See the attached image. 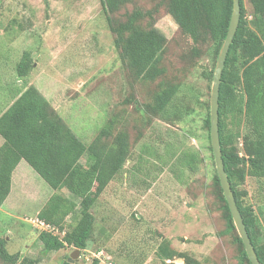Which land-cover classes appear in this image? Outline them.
<instances>
[{"label":"rangeland","instance_id":"1","mask_svg":"<svg viewBox=\"0 0 264 264\" xmlns=\"http://www.w3.org/2000/svg\"><path fill=\"white\" fill-rule=\"evenodd\" d=\"M245 6L251 18L254 5L245 0ZM136 8L146 17L143 26L158 28L168 39L161 54L166 74L152 82L133 77L121 59L101 0H1L0 115L7 90L26 87L17 66L30 52L34 66L27 82L50 98L84 144L90 145L112 116L121 122L115 135L129 134L131 156L117 179L122 184L109 187L96 204L95 241L79 251L76 264L94 258L102 264H165L158 257L164 239L201 264H238L231 238L220 236L226 226L213 188L217 168L206 127L218 60L214 41L206 28L200 44L184 34L166 0H134L114 17L124 20ZM171 83L181 86L173 101L181 119L149 118V124L136 104L150 103L162 84ZM193 152L200 157L197 172L184 164V156ZM262 184L248 177L241 189L264 234ZM13 188L10 205L0 211V237L7 238L8 251L36 264L69 261L75 248L44 251L41 229L34 224L55 191L26 161ZM72 221L67 218L66 230ZM167 262L184 264L185 259Z\"/></svg>","mask_w":264,"mask_h":264},{"label":"trees","instance_id":"2","mask_svg":"<svg viewBox=\"0 0 264 264\" xmlns=\"http://www.w3.org/2000/svg\"><path fill=\"white\" fill-rule=\"evenodd\" d=\"M101 1L115 35L116 48L133 77L147 82L163 77L166 69L161 63V54L168 43L166 35L154 26H143L146 17L138 8L126 14L124 20L114 17L134 0ZM166 1L169 15L196 44L203 42L200 32L206 28L214 41L217 58L228 34L234 0ZM250 1L255 8L251 18L245 0H240L241 21L222 76L220 138L225 170L237 205L258 258L264 264V234L253 206L246 203L248 193L241 189L248 177L263 183L264 188V0ZM192 55L200 56L199 53ZM33 66L32 54L25 52L17 71L19 80L26 86ZM163 84L150 103L138 107L135 100L138 110L148 116L149 124L152 121L149 118L173 122L183 115L181 108L173 104L180 83ZM207 107L210 110L209 103ZM119 121L118 117L112 116L87 146L34 85L29 86L0 117V135L5 139L0 148V207L11 193L13 173L22 160L55 191L38 214L40 221L55 228V231L39 234L44 251L54 252L66 247L84 251L95 241V206L109 184L125 170L131 156L127 131L115 135ZM206 127L210 133L209 111ZM209 138L211 140L210 134ZM188 154L184 156V164L197 172L200 157L195 152ZM213 188L226 226L220 232L221 238H231L232 245L236 246L238 264H252L234 224L218 173L213 179ZM69 217L73 221L66 230L65 221ZM158 257L165 264H176L167 262L176 257L184 258V264H201L194 256L171 248L167 239L159 246ZM0 261L4 264H36L27 258L21 260L20 254H11L7 249V238L1 237ZM60 264L70 263L63 261ZM90 264H102L101 259L94 258Z\"/></svg>","mask_w":264,"mask_h":264},{"label":"water","instance_id":"3","mask_svg":"<svg viewBox=\"0 0 264 264\" xmlns=\"http://www.w3.org/2000/svg\"><path fill=\"white\" fill-rule=\"evenodd\" d=\"M241 21V2L240 0H234V7L232 18L228 30L226 40L220 50L216 70L213 78L211 100H210V137L211 145L213 148L216 168L218 177L224 191L225 198L229 205L234 224L237 228V231L243 240V243L246 248L247 255L252 262V264H261L256 250L252 244V240L244 223L243 216L237 205L234 192L232 190L231 182L225 170V164L223 160V152L221 146L220 138V88L222 82V76L227 61V57L231 48V45L234 41L235 35L237 33L239 24ZM80 250H76L69 260L70 264H76L78 262V255Z\"/></svg>","mask_w":264,"mask_h":264},{"label":"crops","instance_id":"4","mask_svg":"<svg viewBox=\"0 0 264 264\" xmlns=\"http://www.w3.org/2000/svg\"><path fill=\"white\" fill-rule=\"evenodd\" d=\"M20 84H22L23 86H26V85H24V83H23V81H21L20 80ZM29 86H31V83H28L27 82V86L25 87V88H23V89H18V88H16V90H11V91H8L7 90V93H9V97H8V99L6 98V97H4L2 100L4 101V103H6V105H2V107H4L3 108V110H2V112H1V115H0V117L3 115V113H5L8 109H9V107L16 101V99H18V97L29 87ZM18 89V90H17ZM41 92V91H40ZM14 93V94H13ZM47 99H48V101L52 104V106L54 105L53 104V102L50 100V98H48V96L45 94V93H43V92H41ZM6 101V102H5ZM54 107V106H53ZM63 117V116H62ZM64 118V117H63ZM65 119V118H64ZM0 137L1 138H3L1 135H0ZM4 143H5V139L3 138V141H0V148L4 145ZM25 160H22L20 163H19V165L17 166V168L15 169V171H14V173H13V177H12V189H11V193H10V195L8 196V198H7V200L5 201V203L3 204V206H1L0 207V211H4V209H3V207L4 206H9L10 205V203H11V195H12V192H13V187H14V181H15V176H16V174H17V172L19 171L20 172V167H22V164H23V162H24ZM125 169H126V166H125ZM25 170V168L23 169V171ZM125 171V170H124ZM123 173V172H122ZM121 173V174H122ZM120 175H118L110 184H109V186H108V188L109 187H115V186H121V184H122V181L121 180H117L118 179V177H119ZM125 176L127 177L128 175H127V173L125 174ZM107 188V189H108ZM105 193H103L101 196H100V198L104 195ZM100 198H99V200H100ZM99 202V201H98ZM6 212H8L10 209L7 207L6 208Z\"/></svg>","mask_w":264,"mask_h":264},{"label":"built area","instance_id":"5","mask_svg":"<svg viewBox=\"0 0 264 264\" xmlns=\"http://www.w3.org/2000/svg\"><path fill=\"white\" fill-rule=\"evenodd\" d=\"M34 224H35V226H37V228L41 229V231H51V230L55 231V228L52 227L50 224H47V223L40 221L38 219H37L36 223H34ZM57 232H58V230H57Z\"/></svg>","mask_w":264,"mask_h":264}]
</instances>
